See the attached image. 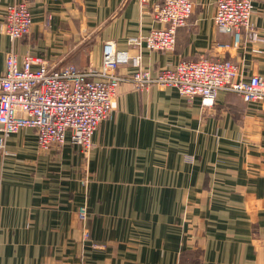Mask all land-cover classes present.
Returning a JSON list of instances; mask_svg holds the SVG:
<instances>
[{
	"label": "crops",
	"instance_id": "0c3cea01",
	"mask_svg": "<svg viewBox=\"0 0 264 264\" xmlns=\"http://www.w3.org/2000/svg\"><path fill=\"white\" fill-rule=\"evenodd\" d=\"M12 1L0 0V74L12 48L85 68L100 66L113 40L125 77L201 57L264 75V42L221 32L216 0H193L173 51L130 43L165 26L153 15L159 0H30L32 33L15 42L3 30ZM254 5L252 22L264 33V0ZM120 94L88 156L70 140L42 151L31 127L7 140L0 264H264V100L220 90L206 107L174 87L135 91L130 82Z\"/></svg>",
	"mask_w": 264,
	"mask_h": 264
},
{
	"label": "built area",
	"instance_id": "2783aa9c",
	"mask_svg": "<svg viewBox=\"0 0 264 264\" xmlns=\"http://www.w3.org/2000/svg\"><path fill=\"white\" fill-rule=\"evenodd\" d=\"M254 2L216 0L213 22L224 34L235 32L255 44L264 42V33L258 32L252 22ZM193 11V0H159L154 6V17L168 27L153 28L130 41L139 48L173 51L177 31L187 25ZM5 13L3 30L12 42L31 35L30 0H13L6 5ZM234 46H238V40ZM253 51L260 53L262 48ZM117 52L116 44L108 40L103 47L104 65L81 68L73 64L57 66L42 55L29 52L19 57L14 48L9 50L7 67L0 74V154H9L7 140L11 135L31 127L37 131L42 151L60 148L70 140L84 156L90 155L94 134L100 123L115 112L126 82L135 91L151 84L174 87L190 101L200 97L206 107L215 103L220 90L234 91L246 102L264 100V75H249L232 59L181 60L156 72L138 66L125 77L119 72L125 60ZM77 213L85 223L87 207L80 205ZM84 236H90L89 229H85Z\"/></svg>",
	"mask_w": 264,
	"mask_h": 264
},
{
	"label": "rangeland",
	"instance_id": "374dc122",
	"mask_svg": "<svg viewBox=\"0 0 264 264\" xmlns=\"http://www.w3.org/2000/svg\"><path fill=\"white\" fill-rule=\"evenodd\" d=\"M153 15H154V12H153ZM157 20V19H156ZM158 21V20H157ZM164 24V23H163ZM165 26L164 27H168V25H166V24H164ZM113 41V40H112ZM114 42V41H113ZM115 43V42H114ZM130 43L131 44H133L134 45V43L132 42V41H130ZM105 44V43H104ZM116 44V43H115ZM116 46H117V44H116ZM117 49H118V47H117ZM119 54H120V52H119V50H118V52H117V55L119 56ZM102 55H103V52H102ZM140 57V56H139ZM138 57V58H139ZM201 58H203V57H201ZM206 58V57H205ZM103 62V61H102ZM102 65H104L103 63L100 65V67L102 66ZM91 68L92 67H94V66H96V65H94V64H92V65H89ZM88 67V66H87ZM95 68H97V66L95 67ZM123 77V76H122ZM121 95V94H120Z\"/></svg>",
	"mask_w": 264,
	"mask_h": 264
}]
</instances>
